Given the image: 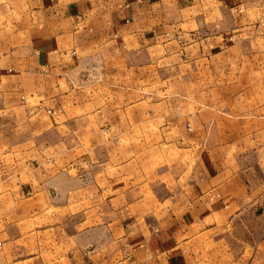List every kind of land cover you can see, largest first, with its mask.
<instances>
[{
	"label": "crops",
	"instance_id": "obj_1",
	"mask_svg": "<svg viewBox=\"0 0 264 264\" xmlns=\"http://www.w3.org/2000/svg\"><path fill=\"white\" fill-rule=\"evenodd\" d=\"M252 1L0 0V264H264Z\"/></svg>",
	"mask_w": 264,
	"mask_h": 264
},
{
	"label": "rangeland",
	"instance_id": "obj_2",
	"mask_svg": "<svg viewBox=\"0 0 264 264\" xmlns=\"http://www.w3.org/2000/svg\"><path fill=\"white\" fill-rule=\"evenodd\" d=\"M259 1H264V0H253L252 1V3H258ZM11 232H14V231H9V230H7V236L11 233ZM29 232H34V231H28V242L29 243H31V242H34V237H35V235H34V233H32L31 235L29 234ZM9 237L10 236H8L7 237V253L10 251V252H14L15 251V249H17V251L16 252H18V253H16V256L14 257V258H11L8 262H7V264H19V262H17V260H18V258L17 257H19V245H17V246H12V245H9L8 244V239H9ZM22 248H23V250L24 251H27V252H29L28 254L30 255V253H35V246H33V245H28V248H26L25 247V245L24 246H22ZM65 247H62V249H64ZM28 264H37L36 262H35V260L34 259H29V262H28Z\"/></svg>",
	"mask_w": 264,
	"mask_h": 264
}]
</instances>
